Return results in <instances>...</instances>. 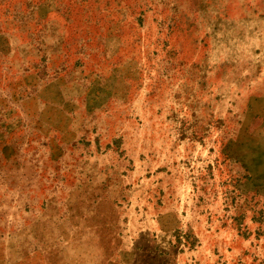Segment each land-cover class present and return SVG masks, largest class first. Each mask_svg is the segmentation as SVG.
<instances>
[{"label": "rangeland", "instance_id": "374dc122", "mask_svg": "<svg viewBox=\"0 0 264 264\" xmlns=\"http://www.w3.org/2000/svg\"><path fill=\"white\" fill-rule=\"evenodd\" d=\"M0 264H264V0H0Z\"/></svg>", "mask_w": 264, "mask_h": 264}]
</instances>
